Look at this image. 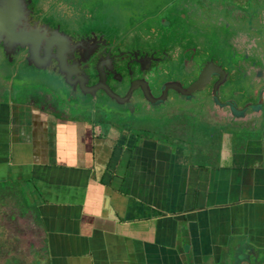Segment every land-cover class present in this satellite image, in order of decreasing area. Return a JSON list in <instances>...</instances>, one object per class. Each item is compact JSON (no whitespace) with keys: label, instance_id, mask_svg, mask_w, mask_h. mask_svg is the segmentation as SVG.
<instances>
[{"label":"crops","instance_id":"obj_1","mask_svg":"<svg viewBox=\"0 0 264 264\" xmlns=\"http://www.w3.org/2000/svg\"><path fill=\"white\" fill-rule=\"evenodd\" d=\"M225 3L264 19L263 0L202 2ZM7 96L0 183L34 203V264H264V113L229 121L202 106L112 128Z\"/></svg>","mask_w":264,"mask_h":264},{"label":"water","instance_id":"obj_2","mask_svg":"<svg viewBox=\"0 0 264 264\" xmlns=\"http://www.w3.org/2000/svg\"><path fill=\"white\" fill-rule=\"evenodd\" d=\"M102 1L0 0V65L5 66L9 75L13 77L44 80L73 93L79 98L92 99L94 92L103 90L110 97V101L97 99L93 102L104 101L117 107L131 104L128 99L134 94V91H137L139 95L135 97L137 100L150 104L166 102L171 99L206 96L215 99L219 104L231 106L237 114L264 105V92L256 93V97L241 88L238 67L236 68L237 78L234 83V86L237 85V98L225 97L219 92L221 88L227 87V74L224 68L212 60H206V63L201 62L202 58L207 57L206 59H208L213 52L231 56L235 59L237 57L221 45L219 34L201 29L194 33L190 32L182 17L169 14L168 9H171L173 0H141L151 2L153 6L148 7L149 11L144 14L137 13L139 15L124 12L122 8L115 9L109 3L111 0H106L107 3L103 7L105 2ZM34 6L43 7L42 10L46 16L57 18L68 29H72L73 23L84 25L87 22H96L91 27L95 30L105 29L113 25L116 27L115 34L118 37L125 35V40L132 38L135 39L134 41H140V36L133 25H136V21H144V23L149 24L150 32L152 34L154 32L152 38L156 42V47L167 49L166 53H170L172 49L175 56L177 52H185L187 56L182 64H185L188 60H195L200 64V69L196 74L185 73L179 80L174 79L163 82V88L159 94L151 92L146 80L135 79L130 82L126 94L122 95L114 92L104 83V62L99 60L96 64V71L99 72L98 80L100 83L89 85L87 83L88 76L84 69L88 65L87 60L92 55L94 47L92 45L87 47L88 40L86 39H74L64 29L49 23L47 18L38 19L34 13ZM141 15L144 16L140 17ZM109 20H112L114 24L107 23ZM116 35L114 38H117ZM141 36L145 38V35ZM193 49L194 51H192ZM16 50L26 51L28 56L25 62L31 68L23 65L19 66L16 62L17 59L11 60V56ZM76 53L79 54V58L74 59ZM189 54H193V57ZM170 57L169 63L174 65L173 67L176 69L179 64L178 59ZM106 60L110 62L109 59ZM51 61L56 64L59 78L46 73ZM108 67L110 69L111 66ZM184 72L186 71L184 70ZM214 75L217 78L213 79ZM186 76H188V79H186ZM170 89L173 90V93L168 91ZM137 100H133V103ZM243 118L244 116L240 117L239 120Z\"/></svg>","mask_w":264,"mask_h":264},{"label":"rangeland","instance_id":"obj_3","mask_svg":"<svg viewBox=\"0 0 264 264\" xmlns=\"http://www.w3.org/2000/svg\"><path fill=\"white\" fill-rule=\"evenodd\" d=\"M202 2L203 0H179L174 3L175 7L168 9V13L182 17L190 32L209 29L212 33L219 34L221 45L237 57L241 88L257 97L256 93L264 92V19L255 16L256 7L245 9L237 6L230 9L224 6L225 3L217 10ZM237 15L244 16L246 23L233 19ZM236 88L237 85L234 86L233 92ZM10 93L18 100H26L29 96H33L34 99L29 100H34L66 116H79L89 112L87 111L89 101L86 99L79 98L44 80L12 78L8 69L0 65V98L10 97L7 96ZM203 101L185 97L173 103H161L153 107L148 103L107 108L98 106L93 114L94 117L101 116L109 120L108 122L112 123L109 127L112 128H115L114 124L124 122L144 128L153 126L150 117L169 118L174 112L195 116L198 112L202 114L201 110L197 111L202 106L206 107V111L212 109L214 114H219L229 121L239 120L242 116L249 118L250 115L257 116L264 113L263 107L250 108L248 112L237 114L231 106L219 104L215 99ZM38 238L33 215L27 213L24 215L23 208L16 198L10 196L3 198L0 203V264H34L36 250L33 247L37 245Z\"/></svg>","mask_w":264,"mask_h":264},{"label":"flooded vegetation","instance_id":"obj_4","mask_svg":"<svg viewBox=\"0 0 264 264\" xmlns=\"http://www.w3.org/2000/svg\"><path fill=\"white\" fill-rule=\"evenodd\" d=\"M99 2V0H97ZM102 2L105 7L107 1L103 0ZM111 6L115 9L122 8L124 12H127L129 14L131 13H141L144 14L147 11H149L148 7L153 6L151 2L147 1H141V0H111ZM32 5V4H31ZM35 7L34 6V13L35 16L38 19H41L43 17L47 18L49 23L55 24L59 26L61 29H64L68 33H70L74 39H86L88 40L86 46L90 47L91 45L93 48V53L90 56V58L87 60L88 65L84 69L87 74V83L89 85H95L97 83H100L98 80L99 72L96 71V64L99 60H103V71H104V83L112 89L114 92H117L119 94H126L130 82L135 79L139 80H146L148 82V85L151 89V92L153 94H159L161 89L163 88V82H166L168 80H176L181 79L185 73L189 74H196L200 69V64L196 62L195 60H188L183 63V60L187 56L185 52H177L176 56L173 50H170V53H166V50L163 48L156 47V42H154V38H152L153 34L150 32V26L148 23H144V21H136V25H133V27L136 29L137 34L140 36V41H134L135 39H126L125 35H121V37H118L115 33L116 27L109 26L105 29H93L91 28L93 25H95L96 22H87L82 24L73 23L71 26L72 29L65 28L61 22L53 17V16H46L42 8ZM139 15V14H137ZM144 15H141L142 17ZM139 17V18H140ZM107 23H113L112 20L107 21ZM144 23V24H142ZM117 38H114L115 35ZM141 35H145V38ZM150 36V37H149ZM147 38V39H146ZM137 39V38H136ZM138 39V40H139ZM149 40V41H145ZM84 44V45H85ZM194 51V49L192 50ZM171 54V55H170ZM190 55V54H189ZM28 54L26 51L22 50H16L13 52L11 56V60L16 62L20 65L26 66L31 68L26 62ZM176 57V60L179 62L176 69H174V65H171L169 63V60L171 57ZM193 57V54L190 55ZM203 57V55H202ZM222 57V58H221ZM75 58H79V54H75ZM207 57H203L201 62H205L206 60H212L222 68H224L226 72V88H221L219 92L224 95L225 97H234L237 98L236 91L233 92V86L237 78V59L231 57V56H225L223 54H216L213 52L208 59ZM109 59L110 62H108ZM92 61V62H91ZM111 65H110V64ZM206 63V62H205ZM204 63V64H205ZM84 64V63H83ZM108 66H111L110 69ZM184 70L186 72H184ZM50 76H59L58 70L56 67V64L54 61H51L50 66L47 69L46 72ZM11 76V75H10ZM12 78H17L13 77ZM59 78V77H58ZM217 78L216 75L213 76V79ZM30 79V78H29ZM186 79H188V76H186ZM139 91V90H138ZM169 92L173 93V90H168ZM69 92V91H68ZM129 97V102L131 101V105L133 106H139L142 105L143 102L140 101L137 98L139 95L137 94V91L133 92ZM233 93V94H232ZM233 95V96H232ZM92 99L90 98H84L87 102L89 109L91 111H95L100 108H107V107H117L107 104L106 102H93L97 99H104L106 101H110V97L107 95L106 92L103 90H98L92 94ZM137 100L133 103V100ZM191 99H198L203 101L204 99H212L206 96H200V97H192ZM179 99H171L166 102H158L156 104H150L152 107L156 106L161 103H173L175 101H178ZM204 102V101H203ZM217 102V101H216ZM218 103V102H217ZM128 105V104H126ZM123 105V106H126ZM225 105V104H223ZM203 108V107H202ZM175 111V110H174ZM213 112V110H210Z\"/></svg>","mask_w":264,"mask_h":264},{"label":"trees","instance_id":"obj_5","mask_svg":"<svg viewBox=\"0 0 264 264\" xmlns=\"http://www.w3.org/2000/svg\"><path fill=\"white\" fill-rule=\"evenodd\" d=\"M85 107H88L85 105ZM0 203L3 198L10 196L12 198H16L18 204L23 208V214L26 213L28 215L32 214L34 221L36 223V212H34V203L33 201L23 192L20 185L13 184L11 182H3L0 183Z\"/></svg>","mask_w":264,"mask_h":264}]
</instances>
